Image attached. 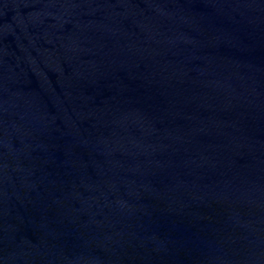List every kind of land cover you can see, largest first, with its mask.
Here are the masks:
<instances>
[{
	"label": "water",
	"instance_id": "1",
	"mask_svg": "<svg viewBox=\"0 0 264 264\" xmlns=\"http://www.w3.org/2000/svg\"><path fill=\"white\" fill-rule=\"evenodd\" d=\"M0 264H264V0H0Z\"/></svg>",
	"mask_w": 264,
	"mask_h": 264
}]
</instances>
